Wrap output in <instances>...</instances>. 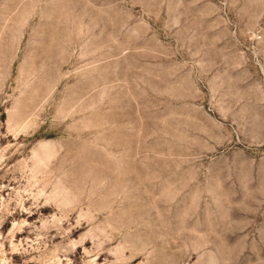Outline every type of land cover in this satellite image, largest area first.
<instances>
[{"label":"rangeland","instance_id":"rangeland-1","mask_svg":"<svg viewBox=\"0 0 264 264\" xmlns=\"http://www.w3.org/2000/svg\"><path fill=\"white\" fill-rule=\"evenodd\" d=\"M0 264H264V0H0Z\"/></svg>","mask_w":264,"mask_h":264}]
</instances>
